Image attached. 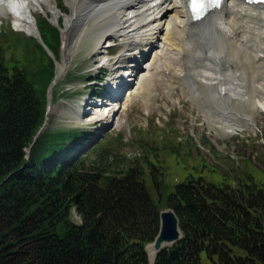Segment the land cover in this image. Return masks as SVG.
<instances>
[{
	"label": "trees",
	"instance_id": "16d2710c",
	"mask_svg": "<svg viewBox=\"0 0 264 264\" xmlns=\"http://www.w3.org/2000/svg\"><path fill=\"white\" fill-rule=\"evenodd\" d=\"M38 26L54 57L33 35L16 41L20 53L0 44V264H264V179L200 173L172 185L151 150L120 165L107 144L82 149L86 130L49 123L34 141L61 49L60 28ZM165 205L182 236L151 263Z\"/></svg>",
	"mask_w": 264,
	"mask_h": 264
},
{
	"label": "rangeland",
	"instance_id": "374dc122",
	"mask_svg": "<svg viewBox=\"0 0 264 264\" xmlns=\"http://www.w3.org/2000/svg\"><path fill=\"white\" fill-rule=\"evenodd\" d=\"M54 1L58 8L57 15L48 10L46 4L43 3L46 12L38 7L34 10V16L37 21L47 17L49 21L55 24L59 22L65 28L68 26L67 17L72 15L73 1ZM56 20L58 21L56 22ZM12 21L11 14H0V44L2 43L6 47L8 54L13 52L12 47H16V51L20 53L21 50H19L20 47L17 46L16 41L20 45L25 37L27 42L29 41L33 45L35 43V41L29 40L30 34L24 30L15 29ZM98 21L97 12L91 14L82 25L81 30L76 32L74 38L72 37L71 62L56 86L55 99L51 103L49 112L48 126L50 128L86 130L85 150L95 142H100L103 146L107 144L110 150L109 161L120 163V165H126L129 158L143 157L151 150L150 156L158 158L155 160L158 165L155 172L172 185L177 181L184 180L188 175H199L200 173L216 182H220L223 177L226 180L237 182L248 175H253L259 180L264 179L263 108H258L256 111L249 110L248 108L251 109V107L248 104L234 100L233 109L230 107V111L225 108L224 102L219 100L223 104V106L220 105L218 101L219 106L230 112L226 115L215 110L209 112V107L206 106L207 103L204 102L201 93L190 89V81L186 79L184 81L171 73H166L164 81L156 82L151 99H148L149 103H147L143 91L137 85V77L141 73V68L147 65L150 55L149 48L151 50L153 47L145 45L147 54H141L139 48L130 47L132 51L125 52L123 45L106 46L104 43L103 50L108 58H111L107 65L100 70L101 68L98 69V66L102 62H100L101 57L96 51V47L103 31L98 28L100 27ZM145 38L146 36L141 41H144ZM109 39L111 38L109 37L107 40ZM160 39L149 36L144 43L153 40L160 44ZM107 40L106 42H108ZM134 52L137 56L134 57H136L138 68L128 70L134 60L126 59L123 62V58H119V56ZM168 59L173 62L172 58L168 57ZM118 60L121 63L113 66ZM213 60L219 61L218 58H213ZM63 62L64 57L62 56L57 61L59 64L57 71ZM180 63L175 65L180 67ZM118 65H124L119 73L126 71H129L127 74L131 73L128 82L123 84V87L125 86L124 93L120 90L123 96L118 98L117 96L98 94L104 87L102 83L107 81V75H117L111 69ZM97 69L100 71H96ZM246 69L242 66V75H244V71H247ZM64 90L65 94H62ZM257 93V102L263 106L264 94ZM91 97L97 100L96 104L87 103L86 98ZM114 99L120 107L109 120L93 117L95 105L103 107ZM210 104L214 105L211 100ZM227 115H230V122L233 124L243 120H248V122H242L243 126L231 133L216 129L211 124V117L217 123V121H221L219 118H226ZM149 181L150 189L158 198L155 182ZM74 217L76 220L80 219L79 214L75 211Z\"/></svg>",
	"mask_w": 264,
	"mask_h": 264
},
{
	"label": "bare ground",
	"instance_id": "6f19581e",
	"mask_svg": "<svg viewBox=\"0 0 264 264\" xmlns=\"http://www.w3.org/2000/svg\"><path fill=\"white\" fill-rule=\"evenodd\" d=\"M70 1H73L72 15L67 17L68 26L64 28L65 49L69 53L67 65L71 62L72 37L81 30L88 17L97 12L100 25L98 28L103 33L96 51L103 64L110 59L103 50L109 37L111 39L107 41L113 40L116 44L123 45L125 52L132 51L130 47H134L144 54L145 45L153 47L151 50L149 48L147 65L141 68L137 77V85L143 91L147 103L156 82L164 81L166 73H171L184 81H190V89L201 93L209 112L215 110L226 115L231 111L234 100L248 104L251 107L249 110L264 109V104L262 106L257 102V92L264 94L263 6L245 3L243 0H224L219 9L213 10L200 20H193L188 7L189 0ZM43 3L57 15L58 8L54 0H0V14H11L17 28L30 32L36 24L34 10L39 7L46 12ZM145 36V40L141 41ZM149 36L161 38L160 44L153 40L144 43ZM134 56L135 52L119 56L123 58V62L126 59L134 60L128 70L138 68L135 61L137 56ZM213 58H218L219 61L216 62ZM118 63L121 61H116L113 66ZM123 66L112 68L117 75H109L105 82L113 96L120 93L121 86L128 82L131 75L127 74L129 71L119 73ZM242 66L247 68L244 71L245 76L241 72ZM219 100L230 111L222 109L217 103ZM220 105L223 106L221 102ZM119 107L116 99L103 107L95 105L93 117L109 120ZM219 119L221 121L215 123L211 117V124L216 129L229 133L243 126L242 122H248L243 120L233 124L230 122V115ZM149 252L154 258L156 251L152 244H149Z\"/></svg>",
	"mask_w": 264,
	"mask_h": 264
},
{
	"label": "water",
	"instance_id": "95a60500",
	"mask_svg": "<svg viewBox=\"0 0 264 264\" xmlns=\"http://www.w3.org/2000/svg\"><path fill=\"white\" fill-rule=\"evenodd\" d=\"M56 24L58 25V23H56ZM59 27H60V30H61L62 37L64 39V28L62 26H59ZM20 29H22V28H20ZM26 32L28 34H33L34 36H36L38 38V40L49 51V48L45 44L37 24H35V26L33 27V29L30 32H28V31H26ZM64 53H65V57H66V60H67V56L69 54L67 52V49L64 50ZM60 76H61V74H57L55 76L54 80L52 81V83L50 84L49 96L51 94V90H52L54 84L57 82V80L59 79ZM42 130H43V128H41V130L38 133V135H36V139L40 136ZM27 150L30 151L31 148L27 147ZM160 219H161V223H160V228H159V231H158L157 235L155 236L153 241L147 243V245H146L148 253H149V258H150V260L153 259V260H151L152 262H154V258L156 257L157 253L162 248H164L166 245L174 243L176 240H178L182 236V230H181L180 224H179V217H178V214L176 213V211H175V209L173 207L167 206V207L163 208L161 210V218ZM149 244H152L153 249H155V251H156L154 258H152L150 256Z\"/></svg>",
	"mask_w": 264,
	"mask_h": 264
},
{
	"label": "snow or ice",
	"instance_id": "6c2138e0",
	"mask_svg": "<svg viewBox=\"0 0 264 264\" xmlns=\"http://www.w3.org/2000/svg\"><path fill=\"white\" fill-rule=\"evenodd\" d=\"M262 2H264V0H262ZM191 7L194 10H198V9L204 7L203 0H191Z\"/></svg>",
	"mask_w": 264,
	"mask_h": 264
}]
</instances>
